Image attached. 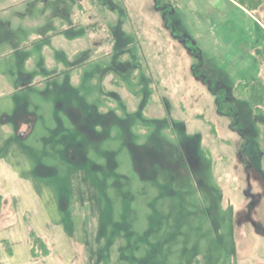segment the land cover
<instances>
[{"label": "rangeland", "instance_id": "1", "mask_svg": "<svg viewBox=\"0 0 264 264\" xmlns=\"http://www.w3.org/2000/svg\"><path fill=\"white\" fill-rule=\"evenodd\" d=\"M0 264H264V0H0Z\"/></svg>", "mask_w": 264, "mask_h": 264}, {"label": "trees", "instance_id": "2", "mask_svg": "<svg viewBox=\"0 0 264 264\" xmlns=\"http://www.w3.org/2000/svg\"><path fill=\"white\" fill-rule=\"evenodd\" d=\"M201 80L207 86L208 91L212 95H214L216 107H218L217 109H218V111H220L219 104H220L221 101L223 102L222 99H224V101H228L229 100V96L227 95V93H229V92H228L227 88H223V87H220V86L219 87L218 86L214 87L212 84H210L209 80L205 79L204 77H201ZM226 114L229 115L228 112ZM232 118H233L232 126L236 125L234 128L237 129V131L240 134V136H242L244 138L245 143L242 146V151H245L247 149V147H248V144H249V137H248L249 133H248V135L247 134L244 135V132H242L240 130V128L237 126L238 118H237L236 113L232 114ZM194 139H195V137H194ZM195 144H196L195 145V147H196L198 145L197 142H196V139H195ZM151 255H153V254H151Z\"/></svg>", "mask_w": 264, "mask_h": 264}, {"label": "water", "instance_id": "3", "mask_svg": "<svg viewBox=\"0 0 264 264\" xmlns=\"http://www.w3.org/2000/svg\"><path fill=\"white\" fill-rule=\"evenodd\" d=\"M246 192H247V190H246ZM253 202H254V199H252V202L251 203L253 204Z\"/></svg>", "mask_w": 264, "mask_h": 264}, {"label": "flooded vegetation", "instance_id": "4", "mask_svg": "<svg viewBox=\"0 0 264 264\" xmlns=\"http://www.w3.org/2000/svg\"><path fill=\"white\" fill-rule=\"evenodd\" d=\"M194 151H195V150H194ZM140 175H141V177L145 176V175H142L141 173H140Z\"/></svg>", "mask_w": 264, "mask_h": 264}]
</instances>
